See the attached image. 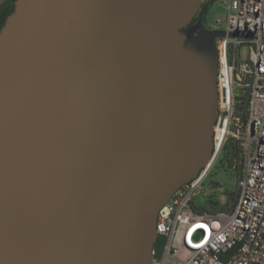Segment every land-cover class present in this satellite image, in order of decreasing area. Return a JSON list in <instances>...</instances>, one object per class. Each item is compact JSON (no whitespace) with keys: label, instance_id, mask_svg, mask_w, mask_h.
Masks as SVG:
<instances>
[{"label":"water","instance_id":"95a60500","mask_svg":"<svg viewBox=\"0 0 264 264\" xmlns=\"http://www.w3.org/2000/svg\"><path fill=\"white\" fill-rule=\"evenodd\" d=\"M203 0H15L0 28V264H153L159 208L209 162Z\"/></svg>","mask_w":264,"mask_h":264},{"label":"built area","instance_id":"2783aa9c","mask_svg":"<svg viewBox=\"0 0 264 264\" xmlns=\"http://www.w3.org/2000/svg\"><path fill=\"white\" fill-rule=\"evenodd\" d=\"M221 1L224 13L211 28L224 32L216 39L212 156L159 208L156 235H164L166 242L161 260L153 257V264H264V0ZM244 94L245 121L234 111ZM231 125L244 150L237 202L231 212L198 213L192 196L222 151Z\"/></svg>","mask_w":264,"mask_h":264},{"label":"rangeland","instance_id":"374dc122","mask_svg":"<svg viewBox=\"0 0 264 264\" xmlns=\"http://www.w3.org/2000/svg\"><path fill=\"white\" fill-rule=\"evenodd\" d=\"M224 13L223 3L221 0H215L210 7L209 11L205 14L203 25L204 27L211 29L215 25V18L217 15ZM234 111L239 113L240 105H234ZM230 132L227 141L224 146L229 145L230 155L236 151V148L240 146V140L236 139L233 135L235 127L231 125ZM242 154L244 150L242 149ZM226 150L222 149L214 165L209 170L208 174L202 180L200 187L192 196V204L195 207L204 205L207 195L215 197L221 205H225L230 202L229 194L234 192L237 186V174L238 163L237 160L225 157ZM166 242V237L161 234H157L154 240V254L153 257L156 261H160L163 255V249Z\"/></svg>","mask_w":264,"mask_h":264},{"label":"trees","instance_id":"16d2710c","mask_svg":"<svg viewBox=\"0 0 264 264\" xmlns=\"http://www.w3.org/2000/svg\"><path fill=\"white\" fill-rule=\"evenodd\" d=\"M214 1L215 0H203L201 9L199 13L193 18L192 23H195L197 21L201 12H202V22H203L205 14L209 11ZM3 22H4V17L0 15V28ZM247 102H248V95L244 94L243 102L240 105L241 111H239V114H241L242 120L244 121L246 120L245 107L247 106ZM224 149L226 150L225 157L227 159L231 158L232 160L239 161L238 174H237V181H238V179L241 176L242 167H243V154H242L241 147L236 148V151L232 153V155H230L229 145L224 146ZM238 196H239V190L236 189L234 192L229 194L230 202H227L225 205H221L220 202L215 197H213L212 195H207L204 205L200 207L193 206V209L196 212L202 213V214L203 213H216V212H221V211L231 212L237 202Z\"/></svg>","mask_w":264,"mask_h":264},{"label":"flooded vegetation","instance_id":"af4514ba","mask_svg":"<svg viewBox=\"0 0 264 264\" xmlns=\"http://www.w3.org/2000/svg\"><path fill=\"white\" fill-rule=\"evenodd\" d=\"M14 7H15V0H0V15L4 17V22L7 16L13 11Z\"/></svg>","mask_w":264,"mask_h":264}]
</instances>
